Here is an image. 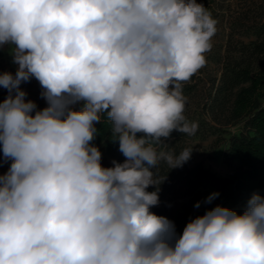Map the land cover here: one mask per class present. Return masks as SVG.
Segmentation results:
<instances>
[{
    "label": "clouds",
    "instance_id": "9594fccd",
    "mask_svg": "<svg viewBox=\"0 0 264 264\" xmlns=\"http://www.w3.org/2000/svg\"><path fill=\"white\" fill-rule=\"evenodd\" d=\"M216 23L197 0H0V46H14L18 65L0 73L11 161L0 175V264H264V196L243 214L217 205L179 236L150 210L159 189H147L166 178H154L158 162L191 157L153 143L196 132L182 85L206 65ZM31 78L42 110L20 87ZM105 113L126 157L112 167L91 143Z\"/></svg>",
    "mask_w": 264,
    "mask_h": 264
},
{
    "label": "trees",
    "instance_id": "16d2710c",
    "mask_svg": "<svg viewBox=\"0 0 264 264\" xmlns=\"http://www.w3.org/2000/svg\"><path fill=\"white\" fill-rule=\"evenodd\" d=\"M225 1L197 0V3L206 7L218 25L225 20V14L221 12ZM231 26L242 28L244 38L228 36L223 54L215 59L220 66L219 73L201 86L202 79L196 74L182 85L186 97L184 115L190 124L198 125L196 132L187 135L173 131L169 138H161L163 144L153 143L157 151L175 154L193 149L190 159L182 167L170 169L164 161L158 162L153 169L154 178L160 181L166 178L147 189L150 192L159 189V204L150 210L172 221L177 236L182 234L188 222L217 205L243 214L254 193L264 196V0L257 10L242 14ZM17 67L13 65L16 70ZM35 80L22 82L20 87L27 93L26 101H33L36 110H42L48 105ZM7 96L8 90L0 87V102ZM82 107L80 102L73 109L79 111ZM95 127L97 135L91 143L102 154V166L112 167L114 161L123 163L126 157L120 152L118 141H112L115 139L113 125L106 113L101 114ZM209 136L215 138L205 158L212 159L211 152L221 148L222 161L229 169L226 175L215 171L206 159L196 162L195 141ZM3 159L0 146V167ZM214 193L218 195L208 202V197ZM182 194L189 198L180 209L168 205L169 199ZM197 202L198 208L195 207Z\"/></svg>",
    "mask_w": 264,
    "mask_h": 264
},
{
    "label": "rangeland",
    "instance_id": "374dc122",
    "mask_svg": "<svg viewBox=\"0 0 264 264\" xmlns=\"http://www.w3.org/2000/svg\"><path fill=\"white\" fill-rule=\"evenodd\" d=\"M263 0H226L223 4V9L221 8V12L225 14V20L218 25H216L217 31L215 36L212 38V49L210 52L206 53V65L201 68L196 76L201 78L200 85L201 86L205 81L209 78L214 77L220 71V66L215 59L218 56L223 54V50L225 48L226 40L229 38L230 34L233 35L234 39L244 38L242 28L233 27L231 23L234 20L239 19L242 14L250 13L252 11L257 10V8L262 4ZM258 17V16H257ZM12 52H14V46L3 45L0 46V73L10 72L15 75L16 69L13 68L15 64L13 62ZM35 83L38 88L41 89L40 92H43L39 81L35 80ZM232 131H235L236 128H231ZM215 136H209L205 140L197 139L195 144L196 148V162L206 159V161L212 166V168L222 175H226L229 173V169L224 165L222 161V152L221 148H218L211 153L213 154V158H205L207 151L210 149L212 142ZM11 161L3 159V166L0 167V172L3 174L7 173L10 167ZM183 193V192H182ZM188 196L180 195L176 199H169L167 201L169 206H174L175 209H180L184 203L188 202Z\"/></svg>",
    "mask_w": 264,
    "mask_h": 264
}]
</instances>
